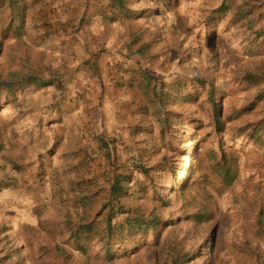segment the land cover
Here are the masks:
<instances>
[{
  "label": "rangeland",
  "instance_id": "obj_1",
  "mask_svg": "<svg viewBox=\"0 0 264 264\" xmlns=\"http://www.w3.org/2000/svg\"><path fill=\"white\" fill-rule=\"evenodd\" d=\"M111 1L29 0L28 35L22 40L13 34L6 40L0 37V79L18 75L55 80L48 88L19 87L13 95L3 91L1 97L0 195L14 183L9 177L13 168L21 175L18 191L31 198L44 193L49 215L27 220L44 224L43 231L33 229L43 247L30 248L24 258L12 256L11 248L0 243V254L10 255L7 264H260L250 257L246 244L256 246L259 239L254 230L258 214L264 212V149L238 137L236 129L264 115V101L253 104L264 89V8L242 27L235 21L257 12L255 0H166V9L157 5L158 0H132L122 13H112ZM212 20L217 24L209 27ZM255 42L258 46L252 47ZM139 68L148 70L160 90L179 81L199 92L194 100L170 107L185 122H176L177 129L166 132L177 150L170 153L167 171L151 172L161 187L148 186L135 171L131 193L122 201L144 216H160L163 223L141 234L140 245L130 254L123 252L117 238L112 258H105L97 241L83 256L67 229L80 220L94 221L97 229L104 227L109 209L102 211V204L112 164L123 166L122 170H132L135 164L152 167L163 155L152 151L161 145L157 110L142 111L120 82L126 71ZM249 73L257 78V85L238 91L236 82ZM215 102L223 117L240 111L227 122L225 133L217 134L210 125ZM194 117L205 124L199 135L208 137L212 146L235 147L242 164L233 190L217 197V212L205 225L183 216L198 202L191 199L184 205L178 200L172 179L174 167L183 187L196 175L197 130L189 132ZM135 118L139 125L125 128ZM179 130H183L180 139L175 136ZM114 131L123 134L130 147L119 145L117 156L107 141ZM69 132L74 134L66 137ZM13 136L21 140L14 143ZM31 139L35 143L25 147L32 152L26 161L16 164L5 157V150L12 152ZM146 187L147 191H140ZM128 215L117 214L114 221H125ZM15 219L23 220L20 214L11 221ZM14 237L0 224L2 241ZM177 248L189 257L176 260ZM43 250L52 253L50 258L41 256Z\"/></svg>",
  "mask_w": 264,
  "mask_h": 264
},
{
  "label": "trees",
  "instance_id": "obj_2",
  "mask_svg": "<svg viewBox=\"0 0 264 264\" xmlns=\"http://www.w3.org/2000/svg\"><path fill=\"white\" fill-rule=\"evenodd\" d=\"M166 0H158L157 5H162L163 9ZM255 13L248 18H239L235 21L236 24H240L242 27H247L251 24L256 17V14L264 8V0H255ZM132 0H112L110 8L112 13H122L130 4ZM31 4L29 0H0V37L8 39L11 34L23 39L28 35L27 29V16L30 11ZM215 11V15H218V10ZM217 24L212 20L209 23V27ZM262 35H259L261 37ZM252 47L258 46L255 43L251 44ZM126 75H123L120 82L127 88L133 98V102L137 103L142 111L145 113L151 109L157 110L159 115L158 120L161 124V131L159 133L161 145H155L152 149L153 152H163V155L155 164V166L147 167L143 164H135L134 169L122 170L121 165L112 164V171L110 174V186L106 197L102 204V211L109 209V212L105 218V225L101 229H97L94 221L84 222H72L69 223L68 231L70 232V241L74 243L78 251L83 256L89 253L90 248L94 241L102 245L105 250V258H112L115 254H111L112 243L117 240L124 245L123 252H130L140 245V235L148 232L155 227L160 226L163 221L160 216H144L139 211H135L131 208H126L122 201L128 197L132 190V184L134 183L135 171L140 172L145 179L149 182L148 186L161 187V182H154V175L151 173L154 171H160L161 174L167 171L170 159V153L177 150L173 149L171 144L166 139V132L169 129L175 128V123H184L185 118L178 112L171 110L170 107L173 103L178 101L189 102L194 100L199 94L198 91H191L184 87L179 81L172 82L168 86L167 90H160L157 85H153L151 82V76L148 70L139 68L126 71ZM257 78L253 74H246L236 82L238 91L242 92L250 90L257 85ZM55 84L53 78H44L40 76H18L14 75L8 79H0V101L3 95V91L8 95L15 94L17 88H29L31 86H37L38 88H48ZM16 97V96H15ZM17 99V98H15ZM253 104L257 105L264 101V89L260 90V93L256 96ZM141 112V111H140ZM139 112V113H140ZM240 111L236 110L235 115ZM213 119L211 126L215 132L225 133L227 122L235 120V115L226 114L223 117V110L214 103L212 109ZM140 119L135 118L133 125H127L125 128L132 130L135 126L139 125ZM193 123L189 124V132L197 130L194 140V148L196 151V175L186 185L182 186V182L178 178L177 169L174 167L172 170V179L174 182V189L178 193V200L184 205L191 199L198 202L190 212L184 210V217L191 219L197 225H205L211 222L217 212V197L222 196L233 190L236 182L238 181L241 173V155L235 147L226 149L223 145L218 147L209 144L210 139L205 136L199 135L202 125H205L201 118L194 117ZM120 124L117 129L120 130ZM199 129V130H198ZM135 131V130H133ZM183 130H179L178 135L175 134L178 139ZM238 137H245L247 143H254L255 147L264 149V115L257 121L248 122L236 129ZM121 133H114L107 135V141L113 154L117 156L116 152L119 150V145L124 149L130 150V147L125 143ZM236 136V137H237ZM151 148V147H150ZM148 148V149H150ZM113 157V156H111ZM148 188H141L140 191L145 192ZM171 190V188H170ZM169 190V191H170ZM200 194L201 197L195 195ZM129 215L125 221L115 222L117 214ZM101 214V213H100ZM64 230H66L64 228ZM34 231V230H33ZM33 231L30 235L33 236ZM254 234L257 238V245L252 246L247 243V249L252 259H256L260 264H264V212L258 214L255 224ZM152 236L154 234H151ZM34 237V236H33ZM130 240L133 244L130 243ZM175 259L180 260L182 255L186 258L187 254L177 248ZM10 258V255H0V264H7L6 261Z\"/></svg>",
  "mask_w": 264,
  "mask_h": 264
},
{
  "label": "crops",
  "instance_id": "obj_3",
  "mask_svg": "<svg viewBox=\"0 0 264 264\" xmlns=\"http://www.w3.org/2000/svg\"><path fill=\"white\" fill-rule=\"evenodd\" d=\"M115 121H120L119 119ZM73 132H69L68 134H66L65 136L68 137L70 135H73ZM11 139H14L13 142L14 143H18L17 139L21 140L20 137H16L13 136ZM35 141L34 139L29 140V142H27L26 144H22L23 146L15 148L14 151L12 152H8V151H4L5 153V157L9 158L10 160H13L16 162V164L19 161H26V158H28V156H30L32 154V152H26L25 147H27L29 149V147H33ZM18 145V144H16ZM23 150V151H22ZM25 151V152H24ZM9 177L12 178V180L14 181L13 185H10V187L5 188L0 195V206L2 208L1 211V220H0V224L2 229L6 230V231H10L11 233H15V237L7 239L2 241V239H0V243L1 244H7L9 246V248H11L12 250V256L14 257H18L19 255L23 254L25 255L24 258L29 256V252H30V248H35L39 247V246H44L43 244H40L39 240H37L36 238H34L32 235H30V232L33 231L34 227H38L41 231L44 230V224H41V226L38 225V223L35 225L33 223H29L28 220V216H30L32 219H37L39 218V216H42L44 214H46V217H48L49 215V210H48V199L47 196L44 193H41L39 195L34 196V198H31V194H27L24 192H19L18 191V187H17V183L19 181H17L18 178H21V175H19V172L15 171L13 168L9 169ZM36 206H35V204ZM34 204V205H33ZM20 205V208L19 206ZM22 208V209H21ZM22 216L23 220H13V217H17V216ZM10 222L12 224H10ZM42 223V222H41ZM48 224H45V228L46 230H48ZM21 231H23V233H21ZM12 234H9V236ZM36 239V240H35ZM34 241L36 242V244L34 243ZM41 242H43L41 240ZM20 245V246H19ZM14 246H16L14 248ZM20 247V251H16L17 248ZM52 253H50L49 251H42L41 256H43L44 258H50V255ZM1 255V254H0ZM13 257V258H14ZM22 257V256H21ZM22 257V258H23Z\"/></svg>",
  "mask_w": 264,
  "mask_h": 264
}]
</instances>
